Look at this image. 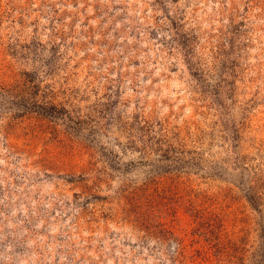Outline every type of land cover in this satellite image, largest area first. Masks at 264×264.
I'll list each match as a JSON object with an SVG mask.
<instances>
[{"label":"rangeland","instance_id":"374dc122","mask_svg":"<svg viewBox=\"0 0 264 264\" xmlns=\"http://www.w3.org/2000/svg\"><path fill=\"white\" fill-rule=\"evenodd\" d=\"M0 264H264V0H0Z\"/></svg>","mask_w":264,"mask_h":264}]
</instances>
